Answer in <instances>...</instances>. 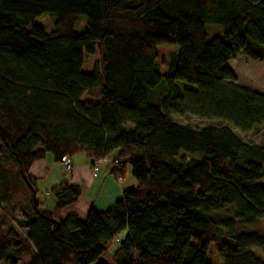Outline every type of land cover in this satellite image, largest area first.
Segmentation results:
<instances>
[{
  "label": "trees",
  "instance_id": "1",
  "mask_svg": "<svg viewBox=\"0 0 264 264\" xmlns=\"http://www.w3.org/2000/svg\"><path fill=\"white\" fill-rule=\"evenodd\" d=\"M206 24L223 38L208 43ZM158 46L177 49L164 75ZM236 56L264 60V0H0V262L208 264L215 246L223 264H264V94L237 83ZM78 155L135 186L83 221L63 216L82 196L63 178L40 210L32 165L70 174Z\"/></svg>",
  "mask_w": 264,
  "mask_h": 264
},
{
  "label": "rangeland",
  "instance_id": "2",
  "mask_svg": "<svg viewBox=\"0 0 264 264\" xmlns=\"http://www.w3.org/2000/svg\"><path fill=\"white\" fill-rule=\"evenodd\" d=\"M85 18L80 17L75 25V30L79 33H82L85 31ZM52 23H53V17L50 15H42L39 18L36 19L35 24L40 25L44 28L46 33H49L52 30ZM205 33L207 42L211 43L215 40H221L223 38V31L220 26L213 25V24H206L205 25ZM157 53V66L159 69V73L161 75H164L167 72V68L171 66V70L174 68L175 64V58L177 54V49L175 46H158L156 48ZM97 60V55L94 56H85L83 65H82V71L84 73H90L92 71V67L94 62ZM227 66L230 70L235 74L237 78V83L249 90L255 91L260 94H264V86L262 83V79L264 76V60L261 62L253 61L241 56L233 57L231 60H229ZM170 70V71H171ZM176 85L180 87L181 89H194L193 86H189L182 82H176ZM173 119L179 123L182 124H190L195 127H205L208 125H214L216 122L213 121H202L198 120L191 116H173ZM261 133L260 134H248L244 135L243 139L245 141H251L254 143H260L261 142ZM75 158H82L85 159V156L78 155ZM106 160V159H105ZM107 163V162H106ZM62 168V167H61ZM104 166L102 164H99L98 171L94 174L96 176L100 173L101 169L103 170ZM92 170V169H91ZM65 172V171H64ZM59 171L57 169H54L51 173V176H54L55 178H59ZM128 176L124 177L122 180L123 187L128 188L131 186H135V182L133 181L130 170H127ZM92 175V174H91ZM65 176L67 174L65 173ZM52 177V178H54ZM132 182V183H131ZM50 183L53 185L54 182H52V179H47L46 183L42 182L37 185V194H36V202L39 205V209H51L54 205L53 198L50 195ZM0 209V218L2 216H7L6 212H4ZM66 211H63V216L65 215ZM15 218H21L22 214L20 212H14ZM85 216L82 217V220L84 221ZM10 228L14 230V232L17 235H26V232L21 231L15 227L14 224H10ZM217 249H215V246H210L207 252V258L206 262L208 264H223L220 257L217 255ZM26 262V257H21L18 259L17 263L22 264ZM0 264H5L3 262H0Z\"/></svg>",
  "mask_w": 264,
  "mask_h": 264
},
{
  "label": "crops",
  "instance_id": "3",
  "mask_svg": "<svg viewBox=\"0 0 264 264\" xmlns=\"http://www.w3.org/2000/svg\"><path fill=\"white\" fill-rule=\"evenodd\" d=\"M72 166V172L65 176L64 170L58 164L53 163L50 156H47L45 160L35 162L32 165L30 175L36 179L37 185L39 182L46 183L47 179H52L54 183L53 185L50 183V189L59 184L63 178L70 183L79 185L82 190L81 198L74 206L64 211H66L65 213L73 211L80 219L86 215L91 206L98 212L106 211L111 209L113 204L120 199L122 189L124 188L123 180L118 181L108 175V171L105 168L101 169L100 173L96 176H92L90 163L86 159L74 157L72 158ZM54 169L59 171V178L51 176Z\"/></svg>",
  "mask_w": 264,
  "mask_h": 264
},
{
  "label": "built area",
  "instance_id": "4",
  "mask_svg": "<svg viewBox=\"0 0 264 264\" xmlns=\"http://www.w3.org/2000/svg\"><path fill=\"white\" fill-rule=\"evenodd\" d=\"M104 162H105V159H103L102 163H104ZM61 164H62L63 168H64L67 172H70V171H71V169H72V163H71L70 159H68V158H63ZM99 164H100V163H97V164H95V165L92 167V172H91L92 176H94V174L98 171V169H99Z\"/></svg>",
  "mask_w": 264,
  "mask_h": 264
},
{
  "label": "water",
  "instance_id": "5",
  "mask_svg": "<svg viewBox=\"0 0 264 264\" xmlns=\"http://www.w3.org/2000/svg\"><path fill=\"white\" fill-rule=\"evenodd\" d=\"M94 264H111V263L105 258H99Z\"/></svg>",
  "mask_w": 264,
  "mask_h": 264
}]
</instances>
